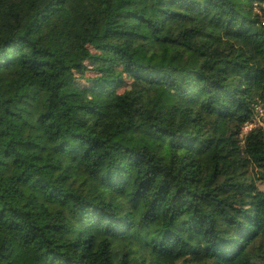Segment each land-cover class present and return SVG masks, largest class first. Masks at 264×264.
Returning <instances> with one entry per match:
<instances>
[{"label":"trees","instance_id":"obj_1","mask_svg":"<svg viewBox=\"0 0 264 264\" xmlns=\"http://www.w3.org/2000/svg\"><path fill=\"white\" fill-rule=\"evenodd\" d=\"M263 4L0 0V264H264Z\"/></svg>","mask_w":264,"mask_h":264},{"label":"built area","instance_id":"obj_2","mask_svg":"<svg viewBox=\"0 0 264 264\" xmlns=\"http://www.w3.org/2000/svg\"><path fill=\"white\" fill-rule=\"evenodd\" d=\"M264 5V4H263ZM255 109H256V113H255V117L254 119L251 121V122H248L245 126H244V130H243V133H242V136H244V134L246 133L245 132V129H253L255 128L257 125H256V117L258 118H261L263 117L264 118V107L261 103H256L255 104ZM256 125V126H255ZM248 132V131H247Z\"/></svg>","mask_w":264,"mask_h":264},{"label":"rangeland","instance_id":"obj_3","mask_svg":"<svg viewBox=\"0 0 264 264\" xmlns=\"http://www.w3.org/2000/svg\"><path fill=\"white\" fill-rule=\"evenodd\" d=\"M263 15H264V5H262V7H258L257 8ZM90 73H87V75H89ZM81 82H86L84 79L81 80ZM256 127H261V126H264V118L261 117V118H258L256 117ZM250 129H245V132L247 133V131H249ZM246 133L244 134V136L246 135Z\"/></svg>","mask_w":264,"mask_h":264}]
</instances>
